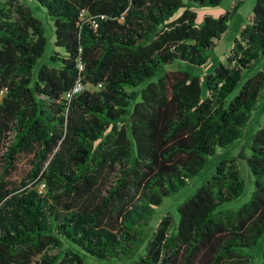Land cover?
<instances>
[{
    "label": "trees",
    "instance_id": "trees-1",
    "mask_svg": "<svg viewBox=\"0 0 264 264\" xmlns=\"http://www.w3.org/2000/svg\"><path fill=\"white\" fill-rule=\"evenodd\" d=\"M35 1L60 51L35 71L46 45L39 20L19 3L0 7V264L132 254L127 264H251L241 249L264 234V104L262 121L244 129L264 66L243 72L264 57V0H254L224 61L202 79L165 65L204 64L240 0L199 21L195 8L220 0ZM78 76L84 87L65 100ZM239 161L250 195L221 209L243 189ZM210 164L176 218L165 213L144 234L162 198Z\"/></svg>",
    "mask_w": 264,
    "mask_h": 264
},
{
    "label": "rangeland",
    "instance_id": "rangeland-1",
    "mask_svg": "<svg viewBox=\"0 0 264 264\" xmlns=\"http://www.w3.org/2000/svg\"><path fill=\"white\" fill-rule=\"evenodd\" d=\"M6 1L19 3L27 7L31 12V14L39 20L42 26V32H43V36L45 37L46 45H45L44 53L37 60V63L35 64L33 71H35L37 65L41 62L50 63V61H48V56L52 55L54 52L60 54V51L54 48L52 45V40H53L52 23L50 17L45 12V9L42 6H40L35 0H0V7ZM234 1L235 0H220L219 3L215 6H202L195 8L196 21H199L202 15H210L212 17H215L229 10ZM253 3L254 0H240L235 11L230 16L227 28L224 30V32L220 34L218 39L215 40V45L212 48V50H210V52L208 53V58L204 64L197 67V66L188 65L184 62L174 61L166 64L165 68L186 69L191 73L198 74L200 76V79H202L204 73L208 72L214 64H216L218 61H224V57L227 54V51L231 45L233 38L236 37L239 29L248 19V16L251 13V8ZM263 66H264V57H261L257 61L256 65L250 71L243 72V77ZM261 104H264V91L262 92V98L260 99L258 106L250 114L247 126L244 129V132H246V134L254 130L257 127V125L262 121L263 114L260 113ZM245 140L246 137L242 136L241 139L239 140V143H244ZM236 148L237 147L230 149L229 153H234ZM239 166H240V175L244 183L243 189L237 197L223 203L220 206L221 209H235L244 201H246L250 195L252 189V177L248 172L247 168L245 167V165L241 161H239ZM25 168H26L25 163L21 161L18 165V170L14 177L18 178L25 170ZM212 170H213V164H210L198 174L190 177L187 183L183 187H181L176 193L163 197L159 205H157L153 209V213L149 220V224L144 227V234L148 233V231L154 225L157 219L162 215H164L165 213H168L172 215L174 218H176V206L179 203H181L186 197H188L194 191L195 187H197L206 177L210 175ZM116 175H117V170L115 167L113 171L106 174L105 179L103 180L101 186L106 187L111 185ZM141 244H143V241H139L137 245L138 252L141 251V246H142ZM262 246H264V234L257 241L255 246H253L250 249L242 248L241 251L248 252L253 256V261L251 264H259L260 250ZM135 257L136 255L132 254L131 256L123 257L121 259H117V258L97 259L90 257L88 255H84L83 259H84V264H127L131 259H134Z\"/></svg>",
    "mask_w": 264,
    "mask_h": 264
},
{
    "label": "built area",
    "instance_id": "built-area-1",
    "mask_svg": "<svg viewBox=\"0 0 264 264\" xmlns=\"http://www.w3.org/2000/svg\"><path fill=\"white\" fill-rule=\"evenodd\" d=\"M90 24L92 25V27H94L96 25L95 20L91 19L90 20ZM76 68H77L78 71H81L82 68H83L82 67V63L79 60L76 61ZM97 85H99V84H97ZM83 87H84V85L81 83L80 76H78L75 79V81L73 82L72 86L63 93V98L65 100H69L74 94L79 92ZM42 187H43V184L40 183L38 185V188L42 189Z\"/></svg>",
    "mask_w": 264,
    "mask_h": 264
}]
</instances>
